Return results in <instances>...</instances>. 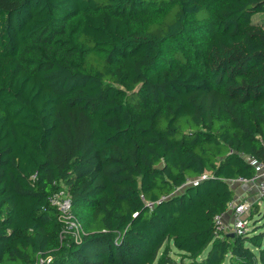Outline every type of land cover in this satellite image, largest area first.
I'll return each mask as SVG.
<instances>
[{
  "label": "trees",
  "instance_id": "obj_1",
  "mask_svg": "<svg viewBox=\"0 0 264 264\" xmlns=\"http://www.w3.org/2000/svg\"><path fill=\"white\" fill-rule=\"evenodd\" d=\"M257 15L264 0H0V264H264V213L243 235L215 222L264 163ZM63 189L80 241L61 239Z\"/></svg>",
  "mask_w": 264,
  "mask_h": 264
},
{
  "label": "built area",
  "instance_id": "obj_2",
  "mask_svg": "<svg viewBox=\"0 0 264 264\" xmlns=\"http://www.w3.org/2000/svg\"><path fill=\"white\" fill-rule=\"evenodd\" d=\"M250 163L255 168V176L250 180L239 178L235 182L251 183L257 188L259 199H264V163L257 162L253 159H250ZM207 178L208 174L194 179H187V182L183 188L189 185L196 186ZM71 198V194L63 189L55 193L50 198V203L56 207L59 212L58 219L62 224L61 239L66 236H71L75 241H80L84 234L83 226L74 213ZM252 204L253 202H243L237 199L229 202L226 213L217 216L215 219L216 235L219 236L220 234L226 232L237 235L245 234L249 230L250 222L247 219V215L252 208ZM227 213H230L232 217V224L230 225L227 224L224 219ZM50 262V257H41L37 264H50Z\"/></svg>",
  "mask_w": 264,
  "mask_h": 264
},
{
  "label": "rangeland",
  "instance_id": "obj_3",
  "mask_svg": "<svg viewBox=\"0 0 264 264\" xmlns=\"http://www.w3.org/2000/svg\"><path fill=\"white\" fill-rule=\"evenodd\" d=\"M254 21L255 22H258V23H262L264 21V15H257L254 17ZM235 184L233 185V188L235 189L236 191V195L243 191H249V188L252 187L253 185L251 183H238V182H234ZM245 189V190H244ZM252 196V194H251ZM250 196V197H251ZM256 196V193L254 195V197ZM249 196L245 197V199L243 197L241 198H236L237 200H240V201H249L250 202V198ZM254 200H256V204L254 205V207L252 206V213L250 212V214L247 215V219L249 220L250 218H252L253 216L256 215L257 213V210L259 211V213L257 214V220L261 218L262 214L264 213V199H257L256 197L254 198ZM253 220V219H252ZM206 251L204 252V255H206ZM169 255L171 256L172 259L176 260V261H179V260H182V256L177 252L176 249L170 247L169 249ZM185 264H191V260L189 259H186L185 260Z\"/></svg>",
  "mask_w": 264,
  "mask_h": 264
},
{
  "label": "crops",
  "instance_id": "obj_4",
  "mask_svg": "<svg viewBox=\"0 0 264 264\" xmlns=\"http://www.w3.org/2000/svg\"><path fill=\"white\" fill-rule=\"evenodd\" d=\"M249 190H250V192L249 191H245V192L241 191L239 193V195L238 194L235 195V199L238 198V197L239 198L243 197L245 199V197H247V196L250 197L251 194H252V196L250 198H248V199H250V202H256V200H254V198L256 197L257 199H259L258 192H257V188L253 185L252 187L249 188ZM255 193H256V196L254 197ZM224 219L227 222V224H229V225L232 224V217H231V214L230 213H227L225 215Z\"/></svg>",
  "mask_w": 264,
  "mask_h": 264
},
{
  "label": "water",
  "instance_id": "obj_5",
  "mask_svg": "<svg viewBox=\"0 0 264 264\" xmlns=\"http://www.w3.org/2000/svg\"><path fill=\"white\" fill-rule=\"evenodd\" d=\"M231 235H232V236H234V234H233V233H232Z\"/></svg>",
  "mask_w": 264,
  "mask_h": 264
}]
</instances>
